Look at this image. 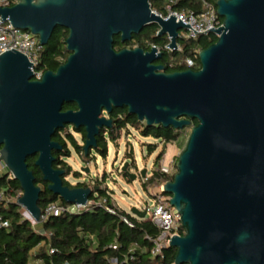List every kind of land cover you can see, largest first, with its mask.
<instances>
[{
  "label": "water",
  "instance_id": "1",
  "mask_svg": "<svg viewBox=\"0 0 264 264\" xmlns=\"http://www.w3.org/2000/svg\"><path fill=\"white\" fill-rule=\"evenodd\" d=\"M216 5L224 22L207 31L218 40L200 51L201 68L173 73L157 64L163 53L156 47L114 49L115 37L130 42L152 25L178 49L180 30L191 25L157 16L150 0H19L0 7L2 22L31 32L44 47L57 27L70 32L67 61L41 80L20 52L0 56V160L20 183L17 204L30 219L43 222L41 188L27 159L38 156L50 192L85 206L99 188L64 185L66 171L54 168L53 156L63 146L53 138L66 126L84 129L87 157L101 130L112 127L108 116L127 108L148 126L191 128L163 190L185 230L170 242L175 264H264V0ZM72 103L77 111L63 110ZM122 172L138 178L128 164ZM131 213L147 217L136 208Z\"/></svg>",
  "mask_w": 264,
  "mask_h": 264
},
{
  "label": "trees",
  "instance_id": "2",
  "mask_svg": "<svg viewBox=\"0 0 264 264\" xmlns=\"http://www.w3.org/2000/svg\"><path fill=\"white\" fill-rule=\"evenodd\" d=\"M217 8L218 0H208ZM152 8L165 13L168 7L175 11H194L200 13L204 9L203 0H179L177 4L171 5L170 0H150ZM221 22L224 19L220 17ZM159 27L152 25L146 27L141 34L133 37L132 41L123 43L121 36L114 38V49L121 51L133 49L135 43L139 48L150 51L152 46L158 47L163 53L162 60L158 65H164L167 73L181 72L188 70L185 59L194 58L201 68L200 58H195L196 50L207 49L217 42L218 37L209 34L200 37L198 40L182 39L178 42L181 51H169L165 47L169 44L167 38L158 37ZM69 30L57 27L49 41L44 47L38 69L45 74L48 71H56L60 65L65 63L70 55L67 50L66 40L69 37ZM147 42V43H146ZM181 55V61L176 62V57ZM168 58V60H167ZM173 58L175 60L173 61ZM64 111L78 110L74 103L65 104ZM112 120L111 128H103L97 138L96 153L103 158L109 154L108 138L116 142L123 130L136 129L142 137L154 138L161 141L165 146L179 140L181 132L173 127L162 125L148 126L140 122L138 117L130 114L127 108L114 109L108 116ZM197 124V122H194ZM73 129V132L71 131ZM80 135V140L76 138ZM86 132L84 129H77L74 126H66L58 130L53 138L63 146L61 152L54 151V168L65 170L63 183L70 188H87L90 184L78 182L76 185L67 180L70 174L79 179L80 172H73L71 166L66 162L75 151L85 161H90L93 150L86 157L84 146L86 143ZM158 150V145H150V153ZM166 155V148L161 150L156 158V165L159 166ZM38 156L29 157L27 164L34 173L36 186L41 188L39 207L43 211L51 203H66L59 196H56L48 189V183L44 181L41 170L36 166ZM178 161V159H177ZM129 179L127 173H124ZM162 175L154 171L150 180L156 181ZM166 180L169 178L166 177ZM130 180V179H129ZM173 180V178H171ZM94 184V185H93ZM146 186V184H144ZM92 186L98 187V196L93 199L107 198L112 195L108 188H103L100 180L92 182ZM0 188L7 189V197L16 199L22 192L20 183L14 178H5L0 181ZM4 218L10 221V229L0 228V264H111L112 259H117L119 264H174L177 256L175 248L165 250L163 257L153 258V242L148 239L155 238L159 231L152 221L146 218H138L125 212H118L116 215L109 213L104 207L95 206L92 209L78 215L65 214L60 217H50L41 224V231L35 229L34 223L23 216L22 208L17 202H11L2 209ZM127 218L133 223V227L123 221ZM54 250V254H50Z\"/></svg>",
  "mask_w": 264,
  "mask_h": 264
},
{
  "label": "built area",
  "instance_id": "3",
  "mask_svg": "<svg viewBox=\"0 0 264 264\" xmlns=\"http://www.w3.org/2000/svg\"><path fill=\"white\" fill-rule=\"evenodd\" d=\"M203 1L204 9L200 13H195L191 10L175 11L171 6L167 8L166 14L154 9L153 13L163 19H168L171 16H175L178 23L181 20L186 25H191L192 29L188 28L187 34L183 36L180 35V37L182 39L196 41L202 36L211 34V31L207 32L211 28L219 29L223 26V23L220 20V15L217 12V8L208 0ZM18 2L19 0H0V7L11 8L17 5ZM177 2H179V0H170L171 5H175L177 4ZM194 30L197 33H195ZM168 45L165 48L169 51H172L170 48H168ZM153 47L156 46H152V48ZM133 48H138V44L135 43ZM156 48L159 52H161L158 47ZM177 48L178 49L176 51H181V46L179 45V43ZM43 49L44 46L41 45L40 39L37 36L33 35L29 31L14 27L9 21L2 22V18L0 17V56L12 50L18 51L21 54L25 55L28 58L29 62L33 64L32 71L34 74V80H41L44 76L43 71L38 69ZM199 54L200 50H196L195 58L199 57ZM185 63L187 64L189 69L199 70L196 59L187 58L185 59ZM183 131L184 130L180 132L182 133ZM156 171H158L162 175L160 179L156 180L159 183V192L153 193V205L151 208L148 207L145 211L147 217H149V219L159 231L158 235L155 238L148 237V239L151 240L154 244L153 250L151 252L153 258L160 256L163 257L165 250L170 248V242L172 241L174 236L185 235V230L182 227L181 216L177 209L171 205V196H166L163 191L164 185L167 182L172 181L171 178H174L175 174L177 173V166H166L163 164V166H158ZM152 176L153 174L150 178L145 179L147 184L150 183ZM7 177L13 178V175L9 171L6 164L0 160V181ZM166 177H168L169 179L166 180ZM148 190H151L150 186H148ZM21 197L22 193L18 195L16 199L8 198L7 189L0 188V228L10 229L11 227L10 221L4 218L2 209L8 206L11 202L16 201L18 203V200ZM95 206L104 207L109 213L114 215L120 212L118 206L112 198L110 200L107 198L93 200L90 199L85 206L68 203H51L42 211V224L50 217H60L65 214L78 215L92 209ZM123 221L129 226L133 227V223L130 222L127 218H123ZM54 253V250H50V254ZM111 264H119V261L117 259H112Z\"/></svg>",
  "mask_w": 264,
  "mask_h": 264
},
{
  "label": "rangeland",
  "instance_id": "4",
  "mask_svg": "<svg viewBox=\"0 0 264 264\" xmlns=\"http://www.w3.org/2000/svg\"><path fill=\"white\" fill-rule=\"evenodd\" d=\"M185 34H187V30H180L181 36ZM163 38H167L169 41L168 35ZM174 60L175 58H173ZM176 60L177 63L180 62L181 55H178ZM71 131L73 132V129ZM190 132L191 128H186L181 133L178 141L165 146L161 141L154 138L142 137L134 128L123 130L118 141L114 142L108 138L109 154L106 158L101 157L93 150L90 161H85L73 151L72 157L66 159V162L71 166L73 172H80L82 176L77 179L73 174H70L67 180L72 186L78 182H84L90 184V187L93 188L92 182L99 179L103 184V188H108L111 192L112 199L118 206L120 212L133 215L131 213L133 208L145 212L148 207L151 208L153 205V193L159 192V183L152 181L147 184L145 179L141 178L140 173L147 171L146 178L151 177L153 172L158 168V166H155L156 158L164 148H166V155L163 157L159 166H163V164L166 166H177L178 156L184 149ZM76 138L80 140V135H76ZM150 145H158V150L150 153ZM126 164H128L129 174L138 176L136 180L127 179L124 172H122ZM148 186H150L151 190H148ZM94 195L96 197L98 196L97 193ZM22 213L26 219H29L35 224L36 230L41 231V224L37 225L30 219L24 208H22Z\"/></svg>",
  "mask_w": 264,
  "mask_h": 264
}]
</instances>
